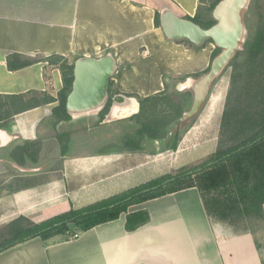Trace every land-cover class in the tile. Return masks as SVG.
<instances>
[{
  "label": "crops",
  "instance_id": "crops-1",
  "mask_svg": "<svg viewBox=\"0 0 264 264\" xmlns=\"http://www.w3.org/2000/svg\"><path fill=\"white\" fill-rule=\"evenodd\" d=\"M200 4V0H0V242L29 226L106 199L216 151L225 96L215 120L211 112L205 114L216 89L177 150L161 152L167 140H153L145 142L147 150L139 151L126 143L124 135L117 137V147L77 153L75 148L87 130L107 123L101 113L73 116L67 103L69 117L61 109L54 112L64 81L59 65L50 57H64L75 67L82 57L98 59L110 53L117 65L112 76L115 87L125 95L142 98L165 91V75L206 69L216 48L213 42L196 46L189 40L174 41L155 26L157 11L171 7L180 16L195 17ZM165 44L181 47L187 55L174 59L163 50ZM209 45L213 47L205 64L197 66L191 52ZM27 61L31 64L9 66L10 62ZM133 106L128 105L125 114H137ZM174 129L176 124L169 131ZM212 141L208 151L205 144ZM154 143L161 148L148 147ZM129 211H147L150 220L127 231L126 214L122 213L116 220L81 230L74 239L65 234L47 240L32 238L0 252V264L264 261L253 234H237L227 223L211 221L197 187L134 204Z\"/></svg>",
  "mask_w": 264,
  "mask_h": 264
},
{
  "label": "trees",
  "instance_id": "trees-1",
  "mask_svg": "<svg viewBox=\"0 0 264 264\" xmlns=\"http://www.w3.org/2000/svg\"><path fill=\"white\" fill-rule=\"evenodd\" d=\"M219 1L200 0L201 4L197 15L195 17H186L208 28L215 23L212 17V10ZM201 10H203V13L200 14ZM246 25L248 27V23ZM155 26H161L160 13L158 11L155 14ZM179 42H185V40ZM219 52L220 48L216 47L212 52L209 66L203 71L180 75L179 78L184 81L189 77H199L207 72L212 60ZM242 54H244V59L237 61V58L242 56ZM50 58L51 61L56 60L55 62L61 69L64 81V87L59 94L60 104L54 109V112L57 109H61L65 116L69 117L66 112V103L73 86L74 64H70L66 58L61 56ZM29 64H31V61L17 65H13L10 62L9 66L11 68L15 66L20 68ZM229 66L233 70L231 86L226 96L222 114L218 147L214 153L209 154L200 161L152 178L96 203L79 209L72 208L51 219L16 232L0 242V252L36 237L47 240L56 235L65 234L74 239L78 237L81 230L87 231L100 224L116 220L122 213L126 214V230L134 231L146 224L150 217L147 211L130 212V206L190 187L199 189L205 210L211 221L216 220L227 223L239 233L253 234L258 247H260L261 242L256 237L258 227L249 226L248 223L254 219H261L264 223V116H262L261 123L255 129L249 131L250 133L246 132L248 134L243 139L237 141L238 137H232L231 141L234 144L226 148L221 147L223 135L227 132L228 126L233 127L234 123L237 124L238 121H242L241 129L247 131V126L253 120L249 116H243V113L237 109V98L242 97L244 94H250L253 98L256 96L260 97L261 94L264 96V84L259 83L258 87L255 86V90L251 91L253 90L252 83L247 81L246 78V80L243 79V76L247 73L246 71L251 69L249 66L253 67V72L251 71L250 73L251 76H254L256 71L262 74L264 69V13L261 10L258 11V23L254 34L247 39L245 49L237 52L236 57L232 59ZM168 78H170V75L164 76L166 87L168 86ZM110 89H113V93H121L115 87V82L112 78L109 82V91ZM184 94L187 96L186 107L179 109L178 116H176L178 120L190 108L193 101L192 90H187ZM131 95L138 97L142 105L141 113H143L145 104L149 101L155 102L154 109H156L158 104L156 102L159 97L165 95V91L145 98L137 94ZM112 100L113 96L109 92L108 103L101 114L102 119L104 113L109 111ZM261 101L264 103V98ZM154 113L156 114V112ZM196 118L197 115L183 129H180L179 126L171 132L169 131L170 126L168 127L166 122L162 121L165 124V126L163 125L164 131L162 133L159 132L162 130V126L157 124L158 122L143 123L137 134L132 135L133 133H131L124 136V140L139 151L147 150L144 149L145 142L148 141L150 143L153 140H167L161 152L168 149L177 150L179 141ZM234 120L237 122H233ZM151 152L154 151L152 150ZM262 264H264V261Z\"/></svg>",
  "mask_w": 264,
  "mask_h": 264
},
{
  "label": "water",
  "instance_id": "water-1",
  "mask_svg": "<svg viewBox=\"0 0 264 264\" xmlns=\"http://www.w3.org/2000/svg\"><path fill=\"white\" fill-rule=\"evenodd\" d=\"M252 0H220L212 10L215 23L206 28L187 17L180 16L171 7L160 12V24L165 36L171 40H189L196 46H204L212 41L220 52L212 60L207 72L199 77H189L186 87L193 91V101L176 123V128L190 117L194 118L203 109L212 94V87L228 69L230 62L248 39L249 29L243 18V11ZM117 65L112 54L101 58L82 57L75 62L72 90L67 97V108L71 115H100L109 100V82ZM203 80V81H202ZM199 82V83H198ZM204 90H203V88ZM201 90L202 93H201ZM199 94H202L199 95ZM128 98L136 112L140 103L136 98L120 93L113 97L109 112L103 122L132 116L125 114L111 116L118 98ZM138 101V100H137Z\"/></svg>",
  "mask_w": 264,
  "mask_h": 264
},
{
  "label": "rangeland",
  "instance_id": "rangeland-1",
  "mask_svg": "<svg viewBox=\"0 0 264 264\" xmlns=\"http://www.w3.org/2000/svg\"><path fill=\"white\" fill-rule=\"evenodd\" d=\"M260 10L262 13H264V0H252L249 5V8L246 11L245 10L243 11L244 21L245 23H248V28H249V34L247 36L248 38H251V35H253L255 32L258 23V11ZM201 13H203V10H201L200 14ZM244 49H245V44L243 45L240 51H243ZM243 55L244 54H242V56L237 58V61L243 60L244 59ZM249 68H251L250 71H246L247 73L243 76V79L244 80L247 79V81H250L252 83L253 90L251 91H254L255 86L258 87L259 83L264 84V69L262 74L261 72L257 73L256 71L254 76H251L250 73L251 71L253 72L252 69L253 67L249 66ZM232 71H233L232 67L229 66L228 69L223 73V75L218 79V81L215 83L214 87L212 88V91L214 89L219 90L222 88L224 90L223 97L225 96V101H226L227 93L231 86ZM167 80H168V86L166 87L165 95L159 97L158 101L156 102L158 103L156 105L157 106L156 109H154L155 102L149 101L145 104V110L143 113H141L140 111V113L136 115L133 114V116H131L130 119L128 118L122 121H116L115 124H111L114 122H108L107 124L98 126L92 130L89 128L87 130V133L84 135L83 141L80 143L79 146L78 145L76 146L75 152L89 153L91 151H105L107 148L112 146L113 143L116 142V140L118 139L117 135H119L118 133L130 132L133 133L132 135H135L140 129L137 127H141L143 123L158 122L157 124H160V126H162V130L159 131L160 133L164 131V126H165V124L162 123V121H165L168 127L170 126L169 129L173 127L178 120L176 119V116H178L179 109H183L186 107L187 96L184 93L191 88L186 87L183 84V81L179 78V76H170V78H168ZM263 98L264 96L262 94L260 97L256 96L254 98L250 94L249 95L244 94L242 97L237 98L236 100L237 109L243 113V116H249L253 120L250 122L251 124L247 126L246 128L247 131L241 129L242 121L237 122L234 120L233 122H237V124L234 123L233 127L228 126L227 132L223 135V143L221 148H226L234 144L231 141L232 137L236 136L238 137V139L236 140L240 141V139H243L246 134L250 133L249 131H252V129H255L259 125V123H261L262 116H264L263 114L264 103L263 101H261V99ZM223 99L221 101V104H223ZM154 112H156V114ZM192 119L193 118L190 117L188 120L180 124V129H183L187 124H189L192 121ZM96 120H97L96 118L93 119V121L91 120L90 125L91 124L94 125V122ZM127 135L130 134H126V136ZM209 144H211V148ZM209 144H205L206 146H208L207 148L209 149L208 151L212 149L213 141L209 142ZM148 147L152 149L161 148L159 144H155V143L149 144ZM154 161L157 162V158H154ZM248 225L258 227L256 237L261 242L260 252H262L264 257V223L263 221H261V219H254V220H250ZM237 234L240 233L237 232Z\"/></svg>",
  "mask_w": 264,
  "mask_h": 264
},
{
  "label": "bare ground",
  "instance_id": "bare-ground-1",
  "mask_svg": "<svg viewBox=\"0 0 264 264\" xmlns=\"http://www.w3.org/2000/svg\"><path fill=\"white\" fill-rule=\"evenodd\" d=\"M154 41H157L156 37H154ZM212 47H213L212 45H209L206 49L201 50L198 53L191 52L192 60L195 61V64L197 66H202V65L205 64L206 59L208 57V54H209V52H210ZM163 50L168 52V54H170V56H172V58H174V59H181L182 60V59L185 58V54L187 55V51L186 50H184L183 48L178 47L176 45H173V44H170V45H166L165 44ZM165 67H168V66L165 65ZM174 68L176 69V66H174ZM204 88H203V90H204ZM203 90H201V93H202ZM223 93H224V90L222 88L215 91V95L213 96V100H212V102L210 104V107L207 110V112L205 113V114H207V113L211 112L210 114H212V117H213L214 120L216 119V117L218 115V111H220L219 109H220V106H221V101L223 99ZM199 95L202 96V94H199ZM131 104H133V102L130 101L128 98H121V97L118 98L116 103H115V106L113 108V111L111 113V116L121 115L123 113V111H124V108H126L127 105H131ZM213 119H212V121H214ZM96 233H97V231H96ZM100 235H102V234H100ZM92 236L96 237L95 235H92Z\"/></svg>",
  "mask_w": 264,
  "mask_h": 264
},
{
  "label": "flooded vegetation",
  "instance_id": "flooded-vegetation-1",
  "mask_svg": "<svg viewBox=\"0 0 264 264\" xmlns=\"http://www.w3.org/2000/svg\"><path fill=\"white\" fill-rule=\"evenodd\" d=\"M168 85V84H167ZM165 90H166V85H165ZM188 90H191V89H188ZM110 94L114 97L115 95H117V94H120V93H113V89H110ZM128 97H132V98H136L138 101H139V99H138V97L136 96V95H131V94H126ZM139 103H140V101H139ZM111 107V106H110ZM141 107H142V105H141V103H140V110H139V112L138 113H140V111H141ZM105 109H103L102 111H101V114H102V112L104 111ZM109 110H110V108H109ZM109 112V111H108ZM108 112H105L104 113V116H103V119L105 118V116H106V114L108 113ZM137 113V114H138ZM136 115V114H135ZM131 119H133V118H131ZM120 121H122V120H120ZM116 123V121L114 122V123H111V124H115ZM137 128H140V127H137ZM120 131V130H119ZM118 131V132H119ZM119 135H117V137L118 136H120V137H122V136H126V134H129V133H118ZM115 143H117L116 145H114L113 144V146L112 147H117L118 146V144L120 143L119 142V138L116 140V142ZM129 145V144H128ZM131 146V145H130Z\"/></svg>",
  "mask_w": 264,
  "mask_h": 264
}]
</instances>
